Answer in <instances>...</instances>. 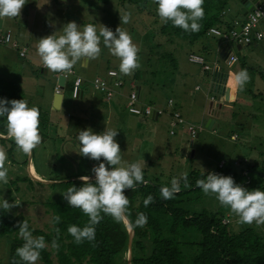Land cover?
I'll use <instances>...</instances> for the list:
<instances>
[{"label": "rangeland", "instance_id": "1", "mask_svg": "<svg viewBox=\"0 0 264 264\" xmlns=\"http://www.w3.org/2000/svg\"><path fill=\"white\" fill-rule=\"evenodd\" d=\"M25 8L26 13L21 12L20 17L16 19L23 24V29L18 26L20 33L17 40L29 43L25 46L27 52L24 58H19L16 50L22 45L21 43L16 42L17 47L12 46L11 43H0V87L5 86L4 88L9 90L10 86L7 84L11 81L21 88V95L27 101L28 107H37L40 119H45L46 136L42 137L41 143L33 149L32 157L30 154V171L29 163H23L25 155L20 149H15L12 154L13 161L7 159L5 167L8 169V183L0 182V197L9 203H19V206L13 207L8 212L23 214L34 227L44 228L49 224V215L43 203L54 194L55 190L45 182H35L31 174L35 175L37 172L40 178L46 181H58L62 177L73 176L77 170L76 161L79 165L82 164L81 168L84 166L83 157L79 154L80 144L77 135L79 131L85 129H91L96 134L107 129L117 130L119 134L115 140L120 146L123 161L129 164L140 163L144 176L157 178L162 183H170L173 178H180L182 173H188L191 169L201 172L211 171L220 161H223L228 163V173L224 170L221 175L231 176L232 174L231 177L235 183L241 186L251 179L250 184L243 186L247 190L257 189L259 183L260 186H264V182L256 173L259 172L258 169L256 172L247 169L253 160L264 161V39L260 42L254 40L240 51H237L232 43L227 44L231 51L238 55V63L227 70L223 67L220 58L217 62L221 70L227 74L226 85L229 88L225 89V98H230L231 101H225L226 103H222L219 108L210 107L207 110V103L214 105L216 97L215 101H210L208 95V101L202 97L209 94L208 77L199 74L198 65L186 61V51L182 52L183 42L178 41V46L171 49L175 69H170L168 61L162 62L156 57L161 52L170 51L173 45L159 37V44L155 45L156 37L152 36L157 32L160 18L156 16L154 0H130L129 2L28 0L23 10ZM148 11L153 12L149 18L145 17ZM123 12L131 13L128 24L120 23L119 14ZM71 21L80 25L81 31L87 24H95L98 32L99 25L107 26L113 32L118 26L127 31L133 43L140 49L138 56L141 67L133 73L136 77L133 81L141 86L140 101L154 109L162 110L163 108L164 112L155 119L147 116L141 117L136 123L122 124L112 109H108L107 106L104 109L102 102L94 98L90 101L94 92L87 84L81 86L83 94L80 99L69 100L70 110L64 104L68 97L66 84L62 89L63 101L60 108L52 109L51 86L54 79L52 72L48 69L45 73L39 70L38 60L41 58L37 54V44L39 39L54 32L56 35L63 34V26ZM257 24L264 25V18ZM101 48L102 52L98 59L83 62L84 67L77 63L73 68L86 79L92 76L101 77V71L105 68H113L120 75L122 85L124 81V85L116 88V91L119 92L120 88H128L127 82L130 76L120 73L119 58L112 56L103 44ZM212 51L211 47V54ZM192 52L200 54L195 49H192ZM210 53L206 57L208 62L212 60ZM241 69L248 71L250 80L243 90H237L232 85L233 74ZM215 81L220 79L215 78ZM195 85L198 89H194ZM250 92L254 93L253 96ZM167 98H171L174 108H178L175 110L181 114L182 117H178L182 123L187 121L189 122L187 126L190 123L202 125L197 133L194 147H192L194 135H191L189 130V134L186 133L190 138L184 136L180 139V127H184L183 125L174 128V134L168 133L170 127H168L166 116L168 114L165 109ZM92 102H95V105ZM188 104L191 105L189 111L186 110ZM175 110L172 112L179 115ZM127 116L129 119H134L132 116ZM206 116L213 119L214 128L205 127L204 124L208 120ZM133 119L129 121L133 122ZM0 148L5 150L1 144ZM245 159L246 162H240ZM96 165L97 161H89L90 169ZM24 176L32 180L31 184L19 180L15 184H10V181L16 177ZM189 206L203 207L211 212L217 210L223 214L221 222L228 223L230 229L234 231L241 229V225H247L239 223L238 217L227 206H222L214 194L205 195L202 191L200 200ZM249 226L253 227L264 241V225L257 226L253 223ZM0 238H4L0 239V245L3 241L0 248V264H2L4 256L6 260L8 238L6 236ZM198 238L197 236L196 240ZM37 264L42 263L38 260Z\"/></svg>", "mask_w": 264, "mask_h": 264}, {"label": "trees", "instance_id": "2", "mask_svg": "<svg viewBox=\"0 0 264 264\" xmlns=\"http://www.w3.org/2000/svg\"><path fill=\"white\" fill-rule=\"evenodd\" d=\"M117 1L129 2L130 0ZM238 1L239 0H204L203 8L205 16L204 19L199 22L202 24V28L196 33L185 32L179 27H174L171 21L164 23L160 19L157 32L152 36L153 38L156 37L155 45L157 46L159 44V38H163L165 42H168L170 45L172 44L173 47L169 49L170 51L161 52L156 57L162 62L168 61L170 69H175V63L171 56V49L178 46L177 42H183L182 52L186 51V61L189 62L187 56L190 53H195L192 52V49H195L196 47L195 42L202 40L200 42L201 47L199 50L209 52L212 47V52L216 53V55L214 56L215 60L208 62L206 60L207 53H203V51L202 53L201 51L199 52L201 55L195 53L202 57L204 63L209 66V69H204L202 65L196 64L199 66V72L209 73V76H211L214 72L211 69L212 67L221 70L219 63L217 62L219 58L222 60L225 69H232L238 63L239 58L238 55H235L231 51L227 44L232 43L235 47L237 44H240L239 32L235 31V27L244 21L246 14L241 17L239 14L235 15L237 18H241L239 22L235 24L232 22L235 16L227 20L226 15L230 12L232 6ZM154 4L156 5V16H158V5L155 2ZM151 15H153V12L148 11L147 16L145 17L149 18ZM159 18L160 17L158 16V19ZM257 23L255 25V30H251L248 33L250 39L248 44L254 40H261H256L254 38V32L258 31ZM210 28H216L219 30L220 35H211L208 33ZM234 32L235 34H238L237 37H234ZM1 37L2 36H0V38ZM218 43L220 44V47H223L224 49V56L231 53L236 57V62L232 67L227 68L225 60H223L221 54L219 56V53L216 52ZM248 44L245 43L242 45L246 46ZM24 57L25 56L22 58ZM76 73L78 74L77 71ZM150 74L152 73L150 72ZM84 78L81 86L85 82ZM134 78L136 77L132 74L129 79L132 82L131 87L126 93L124 101L122 100L118 107L120 112L126 111L125 103L127 102V96L131 90H134L137 93V101H140L135 82L132 81L136 80ZM68 82L69 80L65 79L63 87L67 84L68 89ZM7 86H10L9 90L5 89V86L0 87V99H6L9 101L13 99H24L23 95H21V88L16 84L8 83ZM195 89L197 88L195 87ZM82 91L83 90L81 89V94ZM94 92L99 93L106 104L110 102V100H105L103 93L98 91ZM253 94L254 93H251L250 95L253 96ZM215 95L216 93L213 92L208 94V96ZM80 96L81 95L75 99H71L68 92V97L64 101L65 107L69 106V100H78L80 99ZM167 99L171 100V106H166L165 109L169 116L172 117V111L175 109L174 103L171 98ZM223 101L228 100L223 99ZM104 102H102V104L104 109H106V104H104ZM111 106L114 108L115 104L113 103ZM169 109L170 112H168ZM162 112H164L163 108ZM179 116L181 117L180 114ZM6 125V117H0L1 135L7 134ZM39 127L40 135L45 137V119H40ZM62 127H64V125H62ZM0 144L5 147L8 159L13 161L12 154L15 149L19 150L15 141L9 137H0ZM32 154L33 150L31 152V157ZM24 157L25 161L23 163L27 164L28 155H25ZM89 161L94 160L83 157L84 166L81 168L82 164L79 165L76 161L75 165L77 166V170L73 176H65L60 180L55 179L58 181L47 183V185L52 187L55 192L51 197H48L43 205L45 211L49 215V221L54 215H59L61 217L60 223L55 225V227L60 230L58 238L56 232L53 230L52 224L49 223L44 228L34 227L23 214H13L0 208V237L6 236V238H8L6 243V248L8 245L6 260L4 256V263L2 264H24V262L20 261L19 257L16 256V249L23 244V240L19 238L18 235L17 224L23 220L28 222L29 230L32 231L33 236H43L45 238L48 247L41 251L39 261L42 264H126L128 231L124 223L116 222L111 216L102 213L103 219L95 226V240L92 242L85 241L82 244H76L73 237L67 232L70 225H76L82 228L88 223V217L80 209L70 207L62 194L71 186H75L76 188L82 186L83 182L80 179H77L78 177L95 176L91 171L92 168H89ZM246 161L247 160L245 159L240 162ZM100 162H104L103 158H101ZM98 163L99 162H97L96 166H98ZM106 167L109 169L111 168L110 165L107 164ZM215 168L218 169L217 166ZM247 169H252L255 172L258 169L259 172L256 173L261 181L264 182L263 160L259 162L253 160L252 164L247 166ZM219 170L220 172L225 170L228 173V163L222 168H219ZM208 173L209 171L201 172L196 169L188 171L189 187L185 188L183 180H181V191L175 194L172 199L168 200L161 197L160 189L164 186L170 187L171 182L162 183L157 178L144 176V179L148 181L147 186L140 185L135 190H125V195L130 200V219L135 222L138 213H144L148 218V222L143 228L137 227L132 230L129 248V264H264V241L262 237L256 233L257 231L253 229V227L249 225H241V229L234 231L230 229L228 223L221 222L223 214L217 212V210L211 212L203 207L196 208L195 206H189V204H196L200 200L202 190L196 185V181L199 179H205ZM244 179L245 178H243V180ZM18 180L26 181L29 184L32 182L28 176H24L20 178L16 177L13 181H10V184H15ZM91 180L94 182L95 178H92ZM35 182L39 183L38 181ZM250 183L251 179H249L245 185ZM259 186L260 183L256 188L264 191V186ZM149 195L153 196L154 203L145 207L143 202ZM197 236L199 237L198 240H196ZM54 238H57V242L59 243L58 250L51 247ZM0 239L2 240L4 238ZM2 244L3 241L0 248Z\"/></svg>", "mask_w": 264, "mask_h": 264}, {"label": "clouds", "instance_id": "3", "mask_svg": "<svg viewBox=\"0 0 264 264\" xmlns=\"http://www.w3.org/2000/svg\"><path fill=\"white\" fill-rule=\"evenodd\" d=\"M27 2L28 0H0V20L20 17ZM154 2L158 5L157 14L162 22L171 21L174 27L190 33L199 32L202 28L199 22L205 16L204 0H154ZM119 15L120 23L130 22V12ZM80 29V25L71 21L63 26V34L56 35L54 32L39 39L37 54L46 69L59 74L71 73L77 63L98 59L102 52L101 44L112 56L119 58L121 74L131 76L141 67L138 56L140 49L133 43L131 35L119 26L115 32L104 25H99L98 32L95 24H87L83 26L82 31ZM249 80L248 71L241 69L233 74L232 85L237 90H243ZM214 97L217 99V94ZM220 106L221 103L218 107ZM0 117H6L7 136L15 141L25 155H30L41 143L39 109L35 106L28 107L26 100L0 99ZM118 134L115 129H107L99 134L91 129H85L79 131L77 135L80 144L79 154L99 163L91 169L95 174L94 182L88 176H81L80 180L83 182L81 187L71 186L62 194L70 207L80 209L88 217V223L84 227L70 225L67 229L76 244L95 240V226L103 219L102 213L111 216L116 222L124 223L129 231L137 227L143 228L148 222L144 213H138L135 222L130 219V200L125 195V190H135L140 185L147 186L148 181L144 179L140 163L129 164L123 161L120 146L115 140ZM101 158L104 162H100ZM7 159L6 151L0 148V182L3 184L8 183V169L5 167ZM106 164L111 168H107ZM231 176L209 172L205 179L197 180L196 185L205 195L214 194L222 206H227L238 217L239 223L264 225V191L247 190L235 183ZM181 180L185 188L189 187L188 173L184 172L180 178L171 180L170 187H161V197L165 200L172 199L181 191ZM143 203L145 207L154 203L153 196H147ZM17 206L19 203H9L0 197V208L3 210L10 211ZM60 221L59 215H54L49 221L57 238L60 230L55 225ZM17 227L23 244L16 249V256L24 264H37L41 251L48 247L45 238L33 236L26 220L18 222ZM57 238L53 239L51 247L58 250Z\"/></svg>", "mask_w": 264, "mask_h": 264}, {"label": "built area", "instance_id": "4", "mask_svg": "<svg viewBox=\"0 0 264 264\" xmlns=\"http://www.w3.org/2000/svg\"><path fill=\"white\" fill-rule=\"evenodd\" d=\"M262 17H264V2H259L256 5L252 6V8L248 11V13H246L244 21L240 24V29L238 31L240 44H245V43L248 44V42L250 41L248 37V33L251 30H255L256 23ZM208 33H210L211 35H220L219 30H217L216 28H210ZM233 34H235V32ZM237 36L238 34L236 33L234 37H237ZM262 37H263V34L261 32L259 31L254 32V38L256 40H259ZM11 38H12L11 31L7 29L3 32L2 37L0 38V41L1 43H8L11 41ZM18 55L21 57L25 56V51L23 49L19 50ZM187 60L190 63L202 65L204 69H209V66L206 63H204L202 57H200L199 55L195 53H190L187 56ZM235 62H236V57L233 54L230 53L226 56L225 65L227 68L232 67V65ZM42 66L44 65L42 64ZM211 69L214 71L216 67H212ZM58 75H62L64 80L65 79L69 80L68 92L70 94L71 99H75L79 97V95H81V83L83 81V78L79 74H77L74 69H72L71 73H64V74L58 73ZM89 84L92 90L103 93L105 100L108 101L112 98L114 89L122 85V80L120 78V75L115 69H107L104 77H97V76L92 77L89 81ZM196 88L198 87L196 86ZM54 89L55 91H60L59 85L56 84ZM208 99L210 101H215L214 96H208ZM216 103H217V99H216ZM222 103H226V102L222 100L221 105ZM167 106L168 107L171 106V100L167 101ZM125 108L128 113L133 114V115H140V116L151 117L153 115L157 116L158 114L163 113L161 109H154L150 105H146V104L138 102L137 93L134 90H131L129 95L127 96V102L125 103ZM178 116L179 115L177 113L175 112L173 113L170 119L171 125L175 126L177 124L178 125L182 124V121L179 118L180 116L179 117ZM186 127H187L186 132L188 133V130H189L190 131L189 133H191V135L198 133V130L201 128L199 125H188ZM169 133L172 134L173 130L171 129ZM223 165H224L223 161H220L217 164L218 169L215 168L209 172L221 175L222 172H220L219 168H222Z\"/></svg>", "mask_w": 264, "mask_h": 264}, {"label": "crops", "instance_id": "5", "mask_svg": "<svg viewBox=\"0 0 264 264\" xmlns=\"http://www.w3.org/2000/svg\"><path fill=\"white\" fill-rule=\"evenodd\" d=\"M68 1V0H67ZM257 2H264L263 0H257ZM241 6V4H240V2L238 1V2H236L233 6H232V9L230 10V11H233V10H235L236 8H238V7H240ZM24 8V7H23ZM23 8H22V12H23V14H24V12L26 13V8L23 10ZM264 18V17H263ZM234 20L232 21L233 22V24H235V23H238L239 22V20L241 19H239V18H237L236 16H235V18H233ZM262 19V18H261ZM26 20V19H25ZM4 21V22H3ZM2 26H3V30H2ZM18 26H20V28H22L23 29V24L21 23V22H17V19H16V17L15 18H12V19H8V18H4L3 20H1V28H0V36H2V34H3V32L5 31V30H10L11 31V34H12V38H11V41L10 42H8V43H1V41H0V43L1 44H9V43H11L12 44V46H15V47H17V43L19 42V43H21L22 45H20L18 48H17V50H16V52H17V56L19 57V58H22V57H20L19 55H18V51L19 50H24L25 51V55H26V52H27V47H25V46H27V45H29V43H26V42H24V43H22V41H18L17 40V38H18V33H20V28H18ZM263 24H261V25H257V30L259 31V32H261L262 34H263V37L261 38V40H259V41H257V42H260V41H262L263 39H264V28H263ZM2 30V31H1ZM202 40H198V41H196L195 42V50L199 53L200 51H201V53H202V51L203 50H199V48L201 47V45H200V42H201ZM17 42V43H16ZM220 43V42H219ZM218 43V45H217V47H216V52L217 53H219V56H220V54H221V57H222V54H223V52H224V49H223V47H220V44ZM249 45V44H248ZM248 45H246V46H248ZM225 46H226V44H225ZM236 47H237V51H240V50H242V49H244V45H242V44H237L236 45ZM34 53V52H33ZM200 53V54H201ZM203 53H207V55H209V53H210V51L209 52H206V51H203ZM32 55V54H31ZM207 55H206V57H207ZM210 55L212 56V60L211 61H213V60H215V55H216V53H210ZM32 57H34V56H32ZM35 58V57H34ZM38 60V59H37ZM39 62H40V66H39V70H40V72H42V73H45L46 72V68L44 67V66H42V64H43V62H42V60L41 59H39L38 60ZM210 61V62H211ZM81 64V66H85V64L83 65L82 63H80ZM107 69H113V68H105L103 71H101V77H103V76H105V72L104 71H106ZM200 75H203V76H207L208 77V80H209V83H208V92L209 93H211V91L209 90L210 89V87H209V85H210V83L211 82H213V81H215V78L216 79H220V81H215V82H217L218 83V85H217V87H218V90H222L223 91V93L221 94V97L223 98V99H226L225 98V92H226V88H229L227 85H226V81H227V74L226 73H224L222 70H219V68H216V69H214V72H213V75H211V76H209V73H202V72H200L199 73ZM57 75H58V73H53L52 72V77H53V79H54V82H53V84H52V86H51V93H52V99H53V95H54V93H55V85H56V83H55V81H56V77H57ZM81 75V74H80ZM82 76V75H81ZM83 77V76H82ZM92 77H95V76H92ZM92 77H90V78H88V79H86V78H84L85 79V82L83 83V84H87V85H89V87H90V84H89V81H90V79L92 78ZM97 77H99V76H97ZM221 79H223V80H221ZM212 80V81H211ZM25 81V80H24ZM133 81V80H132ZM211 81V82H210ZM9 83H14L15 84V82H11V81H8ZM131 81L130 80H128V82H127V85H128V88H120V90H119V92L118 91H116V88L114 89V92H113V95H112V98L110 99V102L108 103V104H106L105 102H104V100H103V97L99 94V93H97V92H94L92 89H91V87H90V89L94 92L93 94V96L90 98V101H91V99L92 98H94V99H96L98 102H104V104H106V106H107V108L108 109H114L113 110V112L114 113H116V118L118 119V120H120V121H122V124L124 123V122H128V123H136V122H138V119H140L141 117H144V116H140V115H133V114H130V113H128L127 111H125V112H120V109L118 108L119 107V105L121 104L120 102L123 100L124 101V99H125V95H126V93L129 91V89H130V87H131ZM135 87H136V90L138 91V93L139 94H141V86L140 85H138V84H135ZM195 87H196V85L194 86V89H195ZM64 88V87H63ZM22 89H23V87H22ZM82 89V88H81ZM198 89V88H197ZM82 94H83V91H82ZM82 94H81V96H80V98L82 97ZM207 95L208 94H205V96L203 95L202 97L203 98H205V100L206 101H208V99H207ZM138 97H140V95L138 96ZM63 99V98H62ZM228 101H231L230 100V98L229 99H227ZM63 101V100H62ZM61 101V102H62ZM97 101H95V102H97ZM167 101H168V99H167ZM95 102L93 103L92 102V104L93 105H95ZM139 102H141V101H139ZM154 102H155V100H154ZM115 104V107L113 108L111 105L112 104ZM141 103H143V102H141ZM156 103V102H155ZM161 103V102H160ZM143 104H146V105H149V104H147V103H143ZM157 104V103H156ZM204 104V103H203ZM212 104V103H211ZM116 105H118V106H116ZM158 105V104H157ZM207 105H208V107H207V110L210 108V107H218V104H214V105H210V103H207ZM210 105V106H209ZM124 106V105H123ZM166 106H167V103H166ZM204 106H205V109H206V105L204 104ZM177 107V106H176ZM60 108V107H59ZM58 108V109H59ZM67 108V107H66ZM219 108V107H218ZM68 109L70 110V107L68 106ZM175 109H178V108H175ZM174 109V110H175ZM54 110H57V109H54ZM125 110V109H124ZM186 110H191V105L190 104H188L187 106H186ZM178 113H179V111L178 110H176ZM205 112V111H204ZM69 114V113H68ZM166 114H168L167 112H166ZM180 114V113H179ZM127 115H129V116H132V117H134V119H133V122H130L129 120H132V119H129L128 118V116ZM181 115V114H180ZM167 117H168V127H170L169 129H168V133H169V131H171V129L174 131V128H176V127H178V126H180V125H175V126H173V125H171L170 124V116H169V114L168 115H166ZM147 117V116H146ZM158 116H155V115H153V116H151V118H153V119H155V118H157ZM182 117V116H181ZM127 119H128V121H127ZM206 119H210L211 120V126H212V128H214L215 127V122L213 121V119L211 118V117H208V116H206ZM189 122H185V123H182L181 125H183L184 127H180V132H181V134L179 135V137H180V139H182L184 136L185 137H189L188 135H187V133H186V131H185V127L187 126V124H188ZM189 125H193L192 123H190ZM196 125H199L200 127H202V125L201 124H196ZM169 134H171V133H169ZM172 134H174V132L172 133ZM190 138V137H189ZM195 146V145H194ZM35 171V170H34ZM38 174V173H37ZM38 176L40 177V175L38 174Z\"/></svg>", "mask_w": 264, "mask_h": 264}, {"label": "water", "instance_id": "6", "mask_svg": "<svg viewBox=\"0 0 264 264\" xmlns=\"http://www.w3.org/2000/svg\"><path fill=\"white\" fill-rule=\"evenodd\" d=\"M241 6L236 8L235 10L233 11H230L229 13H227L226 15V19H231L233 16L239 14V16H244L246 14L247 11H249L253 5H255L257 3V0H239ZM0 28H1V20H0ZM240 29V24L237 25L235 27V30L236 31H239ZM225 54V53H223ZM222 58L223 60H225L226 56L222 55ZM63 82H64V79H63V76L62 75H57L56 77V84L59 85V88H60V91H55L54 95H53V99H52V103H51V107L52 109H58L60 107V104H61V101H62V93H61V90L63 88ZM218 83L213 81L210 83L209 87H210V91L213 92V93H216L217 94V101H218V105H220L221 103V94L223 93L222 90H218V87H217ZM221 93V94H220ZM211 120L208 119L206 122H205V127L207 128H211ZM198 134L195 133L194 136H193V139H192V147H194V144H195V141H196V138H197ZM0 137H3V138H7V134L6 135H1L0 134ZM27 163H30V155H28L27 157ZM32 177V176H31ZM34 178L36 181H40V182H45V183H50L51 181H46L45 179H39V178H36V177H32ZM92 178H95V176H90V179ZM77 179H80V177H78ZM126 226V225H125ZM126 229L128 231V242H127V255H126V264H129V256H130V241H131V235H132V231H129V229L127 228L126 226Z\"/></svg>", "mask_w": 264, "mask_h": 264}, {"label": "bare ground", "instance_id": "7", "mask_svg": "<svg viewBox=\"0 0 264 264\" xmlns=\"http://www.w3.org/2000/svg\"><path fill=\"white\" fill-rule=\"evenodd\" d=\"M31 163V162H30ZM30 163H29V171H30ZM32 166V168H33V165H31ZM33 171H34V168H33ZM31 173V172H30ZM36 173V172H35ZM32 175V177H36V178H39V179H41L39 176H38V174L36 173L35 175H33V174H31ZM38 176V177H37Z\"/></svg>", "mask_w": 264, "mask_h": 264}]
</instances>
